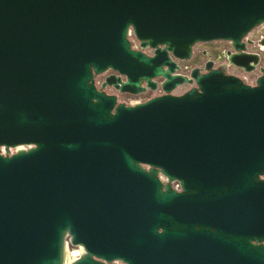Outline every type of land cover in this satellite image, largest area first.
<instances>
[{
	"label": "water",
	"instance_id": "obj_1",
	"mask_svg": "<svg viewBox=\"0 0 264 264\" xmlns=\"http://www.w3.org/2000/svg\"><path fill=\"white\" fill-rule=\"evenodd\" d=\"M261 23L264 0H0V145H31L0 154V264H62L66 236L83 249L68 264L119 256L117 234L147 245L158 173L235 240L236 264H264L249 244L264 238V67L252 84L209 58L174 72L216 40L255 70Z\"/></svg>",
	"mask_w": 264,
	"mask_h": 264
},
{
	"label": "flooded vegetation",
	"instance_id": "obj_2",
	"mask_svg": "<svg viewBox=\"0 0 264 264\" xmlns=\"http://www.w3.org/2000/svg\"><path fill=\"white\" fill-rule=\"evenodd\" d=\"M247 40L252 41L250 38ZM259 44L264 47V39H260ZM226 45L230 44L226 42ZM132 46L137 48V43L135 42V45ZM144 51L148 53L149 49L145 48ZM194 52L192 47L191 57ZM199 55L205 58L209 53L201 49ZM96 79L97 75L93 77V81L99 87L100 84L95 83ZM107 89L109 88H104V91L107 92ZM122 96L134 95L122 94ZM30 146V144H18L6 148L4 145H0V154L6 155L18 150H25ZM157 177L161 185L157 189L158 193H156L157 190L151 189L150 203L155 223L154 234L150 236L147 245L141 243V239L144 237L141 234L130 233L126 241L124 236L120 238V235L117 234L115 237H117L116 245L119 247V256L110 261L101 260L102 263L236 264L235 240L221 236L211 222L204 218L196 197L188 196L187 194L190 192L184 190L177 180L168 179L159 173ZM163 193L165 194L163 195ZM249 244L264 245V238L260 241L250 240ZM72 246L78 247L79 245ZM248 259H250V264L259 262V258L254 255L249 256Z\"/></svg>",
	"mask_w": 264,
	"mask_h": 264
},
{
	"label": "rangeland",
	"instance_id": "obj_3",
	"mask_svg": "<svg viewBox=\"0 0 264 264\" xmlns=\"http://www.w3.org/2000/svg\"><path fill=\"white\" fill-rule=\"evenodd\" d=\"M248 34H249V36H248ZM248 34H247V36L250 39H256V43L259 44V40H260L259 37H263V39H264V23H261L258 26L254 27ZM130 40H131V44L135 45V41L132 40L131 38H130ZM226 46H227L226 41H223V40H216V41L205 42V43H202V42L196 43L193 46V50H195L194 55L188 61L190 63L201 62L204 57L200 56L199 53H200L201 49H204L209 53L210 58L212 60H214L216 62V64H219L220 62H222V64H224V71L226 73L235 74L238 77H240V79L244 83L252 84L255 76L258 74V70L255 69V70L250 71V72H245V71L241 70L240 68H236L232 65L227 64L225 62V58L220 53L223 51V49ZM261 51H263V52H262V56H260V59H264V47L262 48ZM186 88H187L186 85H182L181 87H179L177 89V92H181V91L185 90ZM106 91L112 92V89H107ZM142 99H144L143 94H137V95L128 96V97H123L122 95L118 94V100L124 101L125 103H128V104H131L132 102L141 101ZM73 248L76 249L78 253H80L79 247H72L69 244L65 243L64 250H63L62 264H68L69 262H71L74 259V257L70 254V250Z\"/></svg>",
	"mask_w": 264,
	"mask_h": 264
},
{
	"label": "built area",
	"instance_id": "obj_4",
	"mask_svg": "<svg viewBox=\"0 0 264 264\" xmlns=\"http://www.w3.org/2000/svg\"><path fill=\"white\" fill-rule=\"evenodd\" d=\"M249 37L248 36H246V39H248ZM259 39H263V37H259ZM252 40V43L251 44H246V46H245V49H244V51L245 52H247V53H257L258 54V63L255 65V68L257 69L258 68V66H262V67H264V59H260V56H262V52L263 51H261L262 49V47H263V45H260V44H258V43H256V39H251ZM254 41V42H253ZM232 51V48H231V46L230 45H227L224 49H223V51L222 52H220L221 54H222V56L225 58V62L227 63V60H226V51ZM211 59L210 58V56L208 55V56H206L205 58H203V60L201 61V62H197V63H190L188 60H186V61H181V60H177V59H175V62H176V64L178 65V69H176L174 72L175 73H177V74H182V75H188V73H189V71H190V69L191 68H193V67H198V68H202L203 67V65H204V62H205V60L206 59ZM262 58V57H261ZM212 60V59H211ZM213 61V65L214 66H216V67H218V66H220V65H224V64H222V62H220L219 64H216V62L214 61V60H212ZM228 64V63H227ZM110 73H113V74H116V72L115 71H113V70H110V69H107V70H105V71H103V72H101L100 74H97V79H96V81H95V83L97 84V85H99L100 84V82L103 80V78L106 76V75H108V74H110ZM256 77V76H255ZM254 81V80H253ZM182 86V85H181ZM181 86H179V87H181ZM179 87H177L175 90H174V93H176V94H178V93H181V92H177V89L179 88ZM157 92H159L160 91V89H157L156 90ZM184 91V90H183ZM145 99V98H144ZM144 99H142V100H144ZM141 100V101H142ZM132 103H134V102H132ZM131 103V104H132ZM65 243L66 244H69V242H68V236H66L65 237ZM70 246H72L71 244H69ZM72 247H74V246H72ZM79 248H80V253H78L77 252V250L76 249H71L70 250V254L74 257V259H76L77 257H79V255L83 252V249L80 247V246H78Z\"/></svg>",
	"mask_w": 264,
	"mask_h": 264
},
{
	"label": "crops",
	"instance_id": "obj_5",
	"mask_svg": "<svg viewBox=\"0 0 264 264\" xmlns=\"http://www.w3.org/2000/svg\"><path fill=\"white\" fill-rule=\"evenodd\" d=\"M248 36H249V34H248ZM144 95V98L147 96V94H143Z\"/></svg>",
	"mask_w": 264,
	"mask_h": 264
},
{
	"label": "bare ground",
	"instance_id": "obj_6",
	"mask_svg": "<svg viewBox=\"0 0 264 264\" xmlns=\"http://www.w3.org/2000/svg\"><path fill=\"white\" fill-rule=\"evenodd\" d=\"M65 263V262H64Z\"/></svg>",
	"mask_w": 264,
	"mask_h": 264
}]
</instances>
